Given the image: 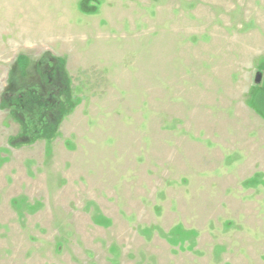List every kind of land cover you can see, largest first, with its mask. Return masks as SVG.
<instances>
[{"label": "rangeland", "instance_id": "rangeland-1", "mask_svg": "<svg viewBox=\"0 0 264 264\" xmlns=\"http://www.w3.org/2000/svg\"><path fill=\"white\" fill-rule=\"evenodd\" d=\"M262 89L264 0H0V264H264Z\"/></svg>", "mask_w": 264, "mask_h": 264}, {"label": "trees", "instance_id": "trees-1", "mask_svg": "<svg viewBox=\"0 0 264 264\" xmlns=\"http://www.w3.org/2000/svg\"><path fill=\"white\" fill-rule=\"evenodd\" d=\"M40 64L47 66L48 72H46V76L50 77L48 83H52L48 84L47 88L41 83L39 85H23L21 89L17 91L16 102L14 103V107H21L24 114L28 113L31 117L38 116L36 122H29V124L35 123V125L32 124L31 128L27 127V124L23 125V134L29 131L25 137L47 138L50 135L55 134L56 126L59 123V118L61 116V112L58 109L59 105L57 99L64 89L67 88V82L62 80L56 67L54 68L50 65L48 58L41 60ZM251 105L254 110L264 118V89L259 90L254 94L251 100ZM38 125H40V127H38ZM33 126L36 127L32 128Z\"/></svg>", "mask_w": 264, "mask_h": 264}, {"label": "water", "instance_id": "water-1", "mask_svg": "<svg viewBox=\"0 0 264 264\" xmlns=\"http://www.w3.org/2000/svg\"><path fill=\"white\" fill-rule=\"evenodd\" d=\"M259 79H260V76L257 75V76L255 77V83H258V82H259Z\"/></svg>", "mask_w": 264, "mask_h": 264}]
</instances>
